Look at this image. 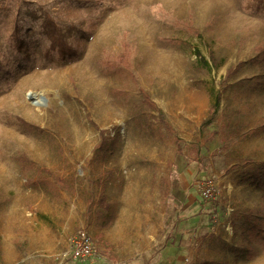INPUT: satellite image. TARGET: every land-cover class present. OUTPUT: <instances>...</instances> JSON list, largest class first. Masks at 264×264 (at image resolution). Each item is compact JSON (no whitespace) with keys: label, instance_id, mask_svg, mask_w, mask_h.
I'll return each mask as SVG.
<instances>
[{"label":"rangeland","instance_id":"1","mask_svg":"<svg viewBox=\"0 0 264 264\" xmlns=\"http://www.w3.org/2000/svg\"><path fill=\"white\" fill-rule=\"evenodd\" d=\"M263 127L264 0H0V264L60 263L82 230L102 256L264 264V186L241 180Z\"/></svg>","mask_w":264,"mask_h":264},{"label":"trees","instance_id":"2","mask_svg":"<svg viewBox=\"0 0 264 264\" xmlns=\"http://www.w3.org/2000/svg\"><path fill=\"white\" fill-rule=\"evenodd\" d=\"M5 1V0H3ZM132 55V50L130 49L129 45L125 46V50L124 52H122L118 57H117V62L120 66L123 65H128L130 58ZM201 57V56H200ZM203 61L205 62V64L207 66H209V61H207L205 58H202ZM210 62L213 65H216V59L213 55H211L210 57ZM239 69V68H238ZM238 69H234L231 71H228V78H232L233 75H235L238 71ZM143 94V101L148 105V107L150 109L153 110H158L156 104L150 100L149 95L146 92H142ZM213 97H214V102H212L211 106H210V115H214L219 107L220 101H221V96L220 95H214L213 92L210 93ZM18 121L25 126L28 129H33L39 132H42V130L40 128H38L37 126H35L32 123L26 122L23 119H18ZM160 122L163 124L164 129L170 133V134H174L175 132L173 131L172 126L165 120V117L163 116V114H160ZM264 128V127H263ZM102 135H105L104 132H102ZM175 141H177L178 143H180V138L176 137ZM114 144V142H113ZM105 147H106V140L102 137L101 142L98 144L97 146V150L104 152L105 151ZM112 148H114V145H112ZM194 148H192V152ZM199 153V150L197 149V153ZM14 160L16 161V163L20 166L21 168V172L24 176H26V181H28L31 185L35 184V179L34 177H41V176H37L38 173H40L41 175H44V171L37 166V164L29 157V155L25 154V153H21L18 154L17 156H15ZM32 174V176H31ZM242 182L247 183V182H252L254 183L257 187H262L264 186V164H262L261 166H259L258 168H256L255 170L251 171V172H246L244 173L243 177H242ZM60 185H62L64 188H68L67 185L64 183V181L60 180L57 181ZM103 202L106 201L105 197L103 196L101 199ZM245 216V228L248 229L249 232H253V234L257 235L259 237V235L263 234L259 233L258 227L257 225H252V212L249 211Z\"/></svg>","mask_w":264,"mask_h":264},{"label":"crops","instance_id":"3","mask_svg":"<svg viewBox=\"0 0 264 264\" xmlns=\"http://www.w3.org/2000/svg\"><path fill=\"white\" fill-rule=\"evenodd\" d=\"M109 255L102 256L99 253L97 257L80 261L73 260L70 255H67L61 257L60 263L57 264H154L155 261L153 263L150 261L158 259L157 254L150 256L148 253L135 251H114Z\"/></svg>","mask_w":264,"mask_h":264},{"label":"built area","instance_id":"4","mask_svg":"<svg viewBox=\"0 0 264 264\" xmlns=\"http://www.w3.org/2000/svg\"><path fill=\"white\" fill-rule=\"evenodd\" d=\"M214 187L208 185L203 188L202 195L205 199H210L214 196ZM99 249L94 243L88 232L82 230L78 232L72 239L70 257L73 260L80 261L97 257Z\"/></svg>","mask_w":264,"mask_h":264}]
</instances>
